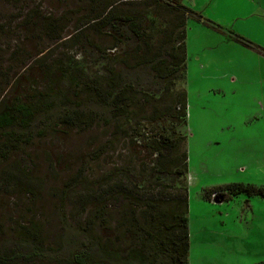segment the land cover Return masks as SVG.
I'll list each match as a JSON object with an SVG mask.
<instances>
[{
    "label": "rangeland",
    "instance_id": "1",
    "mask_svg": "<svg viewBox=\"0 0 264 264\" xmlns=\"http://www.w3.org/2000/svg\"><path fill=\"white\" fill-rule=\"evenodd\" d=\"M184 1L222 27L190 19L186 76L176 82L188 98V124L179 128L188 129L189 264H264V197L227 189L264 186V29L250 26L253 39L237 28L246 29V12L238 18L241 11L214 0ZM151 2L0 0V109L20 99L35 113L29 128L0 131V254L19 255L9 264L74 259L57 262L60 247L85 260L127 264L131 233L143 224L137 210L179 196V189L139 182L152 172L151 145L169 121L152 120L147 107L111 116L74 88L56 115L41 107L49 82L65 89L58 66L70 65L88 82L118 73L124 47L112 48L114 34L92 20L111 5L115 13H137Z\"/></svg>",
    "mask_w": 264,
    "mask_h": 264
},
{
    "label": "trees",
    "instance_id": "2",
    "mask_svg": "<svg viewBox=\"0 0 264 264\" xmlns=\"http://www.w3.org/2000/svg\"><path fill=\"white\" fill-rule=\"evenodd\" d=\"M113 6L92 21H96V28H108L114 34L118 45L112 48L124 47L117 58H120L118 73L110 71L103 82L97 77L90 78L88 82L70 65L58 66L60 81L65 89L54 90L52 86L57 83L49 82L50 85L40 92L41 107L45 108L47 116L56 115L59 108L66 105L64 100L69 89L74 88L94 96L95 104L111 116H125L133 106L142 110L147 107L152 120L169 121L153 140L151 149L157 158L149 176L140 177V188H146L151 182L181 192L170 201H146L142 206L144 209L137 210L143 224L134 226L137 232L131 233L134 243L129 247L126 263L189 264V188L186 181L189 165L185 149L188 129L184 133L179 128L188 124V98L185 90L176 88V82L186 76L188 20L195 18L214 28L221 30L222 27L205 19L180 0H152L146 11L137 13H115ZM227 32L247 46L252 44L234 31ZM34 116L33 105L17 99L0 109V131L18 124L29 128ZM227 189L229 194L246 193L264 197V186L238 183L227 185ZM133 210L136 212V209ZM37 251L36 254H41L45 250L38 247ZM67 256L74 259L65 261ZM18 257L16 253H2L0 264H9ZM54 258H58L57 262L64 259L66 264H105L97 259L85 260L83 254L78 256L72 250L65 252L61 247L55 250Z\"/></svg>",
    "mask_w": 264,
    "mask_h": 264
},
{
    "label": "crops",
    "instance_id": "3",
    "mask_svg": "<svg viewBox=\"0 0 264 264\" xmlns=\"http://www.w3.org/2000/svg\"><path fill=\"white\" fill-rule=\"evenodd\" d=\"M194 3L195 0H192ZM215 5H221L223 4L224 6H229L231 9H233L234 11H241L239 14V17L241 16L242 12H246V16L244 17L247 23H244L246 29H243V25H235V27L237 26V28L241 31H245V33L254 39L255 35V30L253 29H249V27L251 26H256L257 28H262L264 29V0H234L233 2H231L230 0H214ZM183 4L187 5V3L183 0ZM188 7H191L190 5H187ZM192 8V7H191ZM252 8H254L252 11H250ZM250 12V16L252 17L251 20L248 21V12ZM198 12V11H197ZM226 18V16H225ZM191 19V18H190ZM190 19L187 22V27H188V33H187V39L189 36V31H190V27L192 22L190 21ZM220 22H222V20H219ZM213 33H216V31H211ZM188 47V44H187Z\"/></svg>",
    "mask_w": 264,
    "mask_h": 264
},
{
    "label": "built area",
    "instance_id": "4",
    "mask_svg": "<svg viewBox=\"0 0 264 264\" xmlns=\"http://www.w3.org/2000/svg\"><path fill=\"white\" fill-rule=\"evenodd\" d=\"M214 195H216V193H214Z\"/></svg>",
    "mask_w": 264,
    "mask_h": 264
}]
</instances>
